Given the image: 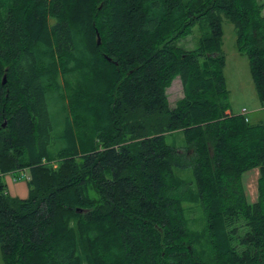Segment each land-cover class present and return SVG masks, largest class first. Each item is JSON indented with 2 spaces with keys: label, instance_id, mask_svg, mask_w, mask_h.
<instances>
[{
  "label": "trees",
  "instance_id": "16d2710c",
  "mask_svg": "<svg viewBox=\"0 0 264 264\" xmlns=\"http://www.w3.org/2000/svg\"><path fill=\"white\" fill-rule=\"evenodd\" d=\"M263 11L0 0L3 264H264V116L231 112L220 51L223 16L263 111ZM200 23L197 48H178ZM256 168L249 204L242 175ZM25 171L27 198L10 197L2 176Z\"/></svg>",
  "mask_w": 264,
  "mask_h": 264
},
{
  "label": "rangeland",
  "instance_id": "374dc122",
  "mask_svg": "<svg viewBox=\"0 0 264 264\" xmlns=\"http://www.w3.org/2000/svg\"><path fill=\"white\" fill-rule=\"evenodd\" d=\"M259 2H264V0H259ZM221 23L223 35L221 38L220 51L224 58L223 75L225 78L230 110L233 113H241L244 109L247 111V114H249L251 120L256 122L264 116V110L262 111L260 109L259 112L253 110L255 108L259 109L260 105L254 91L248 58L245 54L239 53L236 49L235 29L233 25L223 16ZM205 32L206 25L203 23L197 24L186 37L176 42V46L186 51L194 50L197 48L198 41ZM166 93L169 106L173 108L175 103L182 98L180 80L175 79ZM3 124L6 126L7 121H4ZM27 175L28 173L25 171L2 176V183L5 185V189L10 197L18 199L27 198ZM190 218L194 219L195 215L190 214ZM191 228L198 231L201 228V224L197 221H193L191 223ZM0 264H3L1 253Z\"/></svg>",
  "mask_w": 264,
  "mask_h": 264
},
{
  "label": "crops",
  "instance_id": "0c3cea01",
  "mask_svg": "<svg viewBox=\"0 0 264 264\" xmlns=\"http://www.w3.org/2000/svg\"><path fill=\"white\" fill-rule=\"evenodd\" d=\"M253 110H256L255 112H259L260 108L259 109L255 108ZM245 112H246V116L249 117V114H247L246 110H245ZM258 178H259V170L257 168L252 169V170H250V171H248L242 175V185L244 188V192H245L247 202L249 204H253L257 201V198H258V195H257Z\"/></svg>",
  "mask_w": 264,
  "mask_h": 264
},
{
  "label": "water",
  "instance_id": "95a60500",
  "mask_svg": "<svg viewBox=\"0 0 264 264\" xmlns=\"http://www.w3.org/2000/svg\"><path fill=\"white\" fill-rule=\"evenodd\" d=\"M97 36V45H100V38H99V35L98 33L96 34ZM108 61H110V59H107ZM6 82V79H5V76H3V80H2V84H5ZM5 126V124H3V127Z\"/></svg>",
  "mask_w": 264,
  "mask_h": 264
},
{
  "label": "built area",
  "instance_id": "2783aa9c",
  "mask_svg": "<svg viewBox=\"0 0 264 264\" xmlns=\"http://www.w3.org/2000/svg\"><path fill=\"white\" fill-rule=\"evenodd\" d=\"M241 113L244 114V115H246L245 110H243ZM27 179H28V177L26 178V180H27Z\"/></svg>",
  "mask_w": 264,
  "mask_h": 264
}]
</instances>
